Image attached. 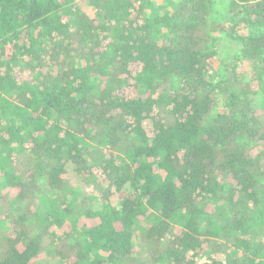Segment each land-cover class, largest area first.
Masks as SVG:
<instances>
[{
  "label": "trees",
  "instance_id": "trees-1",
  "mask_svg": "<svg viewBox=\"0 0 264 264\" xmlns=\"http://www.w3.org/2000/svg\"><path fill=\"white\" fill-rule=\"evenodd\" d=\"M221 2L0 0V264H264V0Z\"/></svg>",
  "mask_w": 264,
  "mask_h": 264
},
{
  "label": "rangeland",
  "instance_id": "rangeland-1",
  "mask_svg": "<svg viewBox=\"0 0 264 264\" xmlns=\"http://www.w3.org/2000/svg\"><path fill=\"white\" fill-rule=\"evenodd\" d=\"M181 0H154L156 6L154 7V11L156 13H159V12H164L165 10H172L174 9V4H178L180 3ZM220 2L222 0H219ZM222 3V2H221ZM80 5H83L82 3H80ZM224 23V22H223ZM217 33V32H216ZM216 33H213V36L214 37H217L215 34ZM218 35L221 36L222 33H219L218 32ZM246 70L250 71V67H245ZM260 103H261V107L264 109V98H261L259 99ZM2 188V183L0 182V189Z\"/></svg>",
  "mask_w": 264,
  "mask_h": 264
}]
</instances>
